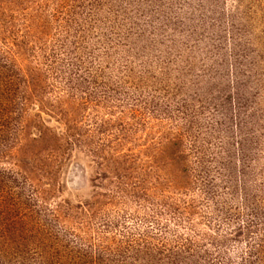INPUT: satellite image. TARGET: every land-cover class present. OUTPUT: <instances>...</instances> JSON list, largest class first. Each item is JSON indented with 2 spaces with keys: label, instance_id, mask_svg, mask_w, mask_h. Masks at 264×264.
<instances>
[{
  "label": "rangeland",
  "instance_id": "1",
  "mask_svg": "<svg viewBox=\"0 0 264 264\" xmlns=\"http://www.w3.org/2000/svg\"><path fill=\"white\" fill-rule=\"evenodd\" d=\"M0 264H264V0H0Z\"/></svg>",
  "mask_w": 264,
  "mask_h": 264
}]
</instances>
